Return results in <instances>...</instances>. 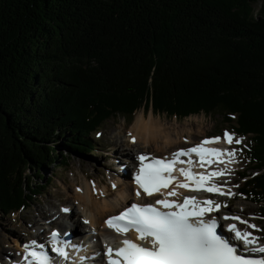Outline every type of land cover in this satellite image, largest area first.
<instances>
[{
    "label": "trees",
    "instance_id": "16d2710c",
    "mask_svg": "<svg viewBox=\"0 0 264 264\" xmlns=\"http://www.w3.org/2000/svg\"><path fill=\"white\" fill-rule=\"evenodd\" d=\"M258 1L0 0V212L40 194L45 164L67 162L62 142L94 150L88 136L108 118L152 106L220 114L248 135L239 192L264 213Z\"/></svg>",
    "mask_w": 264,
    "mask_h": 264
},
{
    "label": "snow or ice",
    "instance_id": "6c2138e0",
    "mask_svg": "<svg viewBox=\"0 0 264 264\" xmlns=\"http://www.w3.org/2000/svg\"><path fill=\"white\" fill-rule=\"evenodd\" d=\"M223 136L228 143L233 142L234 133L225 130ZM220 138H205L192 147L178 149L170 158H149L150 154L147 153L136 157L139 167L134 176L138 186L135 195L141 196L142 190L146 196L159 193L162 198L156 199L154 203L131 202L117 215H111L105 220L110 229L121 235L130 230L136 233L135 239L125 237L117 247L104 242L106 264H264V244H260L259 237L247 230H259L257 225L240 216L227 214L221 219L239 221L246 228L242 230L235 223L220 225L215 216L207 214L226 205L212 199L201 200L196 196L181 197L177 191L178 188L203 189L208 193L233 195L213 179L228 174L230 169L227 164L214 171L194 170L193 153L198 156L200 167H204L205 163L212 165L213 156L220 160L226 155L228 163L234 161L236 149L222 150L205 146ZM241 140L238 138L235 143L240 144ZM181 156L188 159L181 160ZM178 163L182 165L178 171L183 179L174 174ZM218 227H225L227 234L218 231ZM50 236L51 252L67 258L68 242H62L56 230L51 231ZM22 248L23 259L15 264H63V260L49 255L45 245L37 247L35 240L24 243Z\"/></svg>",
    "mask_w": 264,
    "mask_h": 264
},
{
    "label": "rangeland",
    "instance_id": "374dc122",
    "mask_svg": "<svg viewBox=\"0 0 264 264\" xmlns=\"http://www.w3.org/2000/svg\"><path fill=\"white\" fill-rule=\"evenodd\" d=\"M260 5L261 0L255 3L256 11L260 9ZM139 114H143L146 118L152 116L153 121H156L162 127H166L173 135L178 132H180L179 135L182 133L183 137L179 139L180 142L173 147L171 153L175 152L177 147H188L190 144H194V141L200 143L206 137L216 134H218L216 136L224 140L223 131L225 128L230 129L231 131H227L234 133L233 142L230 143L229 147H221L227 148V150H237L234 161L231 162L233 166L228 167L230 169L228 174L216 177V181L219 185L231 183V189L229 190L233 195L227 196L215 193L212 197L213 200L226 205L223 210L235 212L242 219L257 225L259 234L264 236V213L260 211L256 203L241 196L239 192L243 183L249 179V176L245 174L247 172L245 169L250 166L246 151L249 136L239 135L233 125L223 123V117L220 114L200 112L190 113L185 117H178L169 115L166 112H154L151 106L147 109L141 107L134 110L133 116H125L118 113L108 118L96 131L88 136L90 144H94L92 146L96 148L94 150L77 152L65 147L63 142L59 145V151H63L67 162L65 164L59 163V165H56V162L51 165L45 164L43 167L45 179L40 176L34 178V181L39 184L35 186V190L40 191V194L28 198L26 203H29L26 208L11 214L0 212V262H4L5 257L22 249L21 245L30 240V238L49 233L50 228H46L48 222H50L52 227H63L62 217H58L61 213L60 205L64 204L62 199L71 195L75 185L77 183L80 184L84 176L87 175V178L96 182L103 181L109 184L111 178L116 176V169L119 168V165L128 164L129 159L120 155V153H116L115 150L117 151V149L123 147L129 152L131 151L133 142L129 140V137L134 132L132 128L134 127L135 118ZM142 132L145 134V131ZM238 138H242L240 144L235 143ZM191 139L193 140L190 141ZM137 145V149L133 154L135 159L139 153L138 151L149 150L156 155H164L161 151L154 150V146L143 148L142 143H137ZM224 161V165L228 163L226 159ZM219 163L221 164L222 162L219 161ZM33 172L31 171V173ZM251 172L252 174L254 173L253 171ZM124 180L130 181L127 176ZM40 210L46 211V216L48 217H45L47 219L39 215ZM36 221L37 224H35ZM84 221L87 222V220ZM39 225H41L40 230L36 229Z\"/></svg>",
    "mask_w": 264,
    "mask_h": 264
},
{
    "label": "bare ground",
    "instance_id": "6f19581e",
    "mask_svg": "<svg viewBox=\"0 0 264 264\" xmlns=\"http://www.w3.org/2000/svg\"><path fill=\"white\" fill-rule=\"evenodd\" d=\"M132 130L134 132L129 137V140H132L133 142L130 151L131 153L125 150L123 147L117 149V151L115 150L116 153H120V155H123L126 158H128L130 160L129 163H134L136 161L133 154L134 151L137 149L138 146L137 143H142L143 148L148 146H154V150L161 151L165 157H169V155L171 156L172 154L171 150H173V147L177 145L180 142L179 139L183 137L182 133L181 135H179L180 132L173 135L168 129H166V127H162L161 125L157 124L156 121H153L152 116L146 118L143 114H139L136 116L134 127L132 128ZM142 131H145V134ZM192 140L193 139H191L190 141ZM195 143H197V141H194V144ZM194 144L192 143L190 145H194ZM229 145L230 143H228L225 139L222 140L220 138V140H218L217 142L215 143L211 142V144L209 143L205 146L224 150L223 147L225 146L229 147ZM138 152L147 153V154L152 153V151L149 150L143 152L138 151ZM212 159L217 160L215 156H213ZM225 159L228 162V157L225 155L221 157L220 160H217V163L218 161H220L222 162L221 164L218 163L213 167H211L213 164L209 165L206 167L207 170L205 172H207L208 170L214 171L216 170L217 167H225L224 165ZM215 163L216 162H214V164ZM123 165L124 164L119 165V168L116 169V176L111 178V182L109 184L103 181L96 182L93 179L87 178L88 176L86 175L83 177V180L80 184L77 183L75 185V189L74 191L71 192V195L63 197L62 200L64 201L65 208L68 209L69 211L66 214V216L70 217L71 221L74 223H81L82 224L81 227L85 229L86 234L92 235V234H96L97 232L101 234L103 232L110 231V228L105 224V220L109 216L116 214L124 206H127L135 199L138 200V199L146 198V196L144 195L137 197L135 195V190L137 187L133 184L131 180L130 181L124 180V178H126V176H128V174L130 173V171L127 165L124 168V170H122L121 167H123ZM227 165H228L227 167L233 166L231 163H227ZM121 170L122 172H120ZM214 180L215 181L217 180L216 177H214ZM113 184L115 185V187H113ZM221 186H223L225 190L231 189V183L225 185L223 184ZM177 191L181 197L196 196L198 199L201 200H203L202 195H205V197L207 198V196L215 194V193H208L203 189L198 190L199 193H196L195 192L196 190L193 189H192V193H190L189 191L191 190L187 191L185 188H178ZM147 199L149 200L153 198L148 197ZM219 210L222 209L220 208ZM39 215L42 218L45 217L46 211L40 210ZM46 217L44 219H47ZM84 220H87V222H85ZM236 222L237 225L246 228V225L240 223L239 221ZM35 224H37V221L35 222ZM47 224H49V222ZM62 226L64 228L63 230H67L65 228L66 226L64 227L63 223ZM36 229L40 230L41 225H39ZM51 231L52 228H50V232ZM249 231H252L254 235L258 236L259 240L264 237L261 236L258 230L256 229H249ZM82 238H83L82 235L77 234L76 243L72 241V244L69 247L70 252L68 257H74L71 259V264L72 261L79 262L80 264H84L83 262H81L82 260L81 258H84L82 256L85 255L84 249L80 247L78 248V246H80L81 244L80 241ZM37 242L41 243L42 240L38 239ZM16 244L18 245V243ZM3 250H8V249H3ZM52 256H55L56 258L58 257L57 255L54 254ZM58 258L60 259V257ZM89 260L90 261L86 262L87 264H94V261H98L94 259H89Z\"/></svg>",
    "mask_w": 264,
    "mask_h": 264
}]
</instances>
